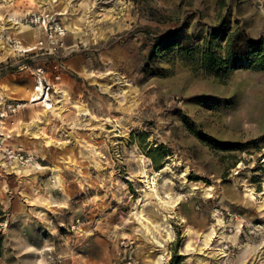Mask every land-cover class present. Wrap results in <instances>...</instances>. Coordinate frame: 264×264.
Segmentation results:
<instances>
[{
	"label": "rangeland",
	"instance_id": "374dc122",
	"mask_svg": "<svg viewBox=\"0 0 264 264\" xmlns=\"http://www.w3.org/2000/svg\"><path fill=\"white\" fill-rule=\"evenodd\" d=\"M63 1L0 8V264H262L264 207L239 183L264 190V67L209 72L202 56L212 42L225 58L234 32L264 44V0H105L114 18L86 44L59 28L85 31L89 0ZM142 157L169 165L156 189L180 197L175 217Z\"/></svg>",
	"mask_w": 264,
	"mask_h": 264
},
{
	"label": "bare ground",
	"instance_id": "6f19581e",
	"mask_svg": "<svg viewBox=\"0 0 264 264\" xmlns=\"http://www.w3.org/2000/svg\"><path fill=\"white\" fill-rule=\"evenodd\" d=\"M71 1H73V0H64L63 2H61L60 3L61 9L66 8L67 4L71 3ZM10 2H11V0H0V8L7 6ZM31 2L38 5L39 8L46 9V12H45L46 16H50L49 13L52 12L53 3L57 2V0H55V1H52V0H31ZM104 3H106L105 0H89V3H88V6H89L88 10L89 11L88 10L86 11V19H87V23H88V28L85 31L79 27L74 26V24L71 22V20L66 17L65 22H66L67 28H65V29L62 27L59 28L61 37L66 36L67 32H65V30H69L72 33V36L75 40H78V38L81 39V41H78V43L79 42H82L84 44L88 43L89 42L88 37L90 36L91 32L96 31L99 23H101L104 20L114 18V14H112L109 17L104 16L103 18H101L100 11L105 9L104 7H102V4H104ZM121 4L122 3L119 0H114V8L112 9V12H114L115 14L120 13V11L123 10V7H121ZM30 10H32L33 13L36 11L35 9H30ZM116 11H118V12H116ZM65 13L66 12H59L58 15H64ZM43 26H44V28H49L47 20H45ZM36 31L37 30H35L31 27L20 26L19 34L22 37H24V39L26 41H31L33 39ZM0 33H1V31H0ZM64 44H65V42H64ZM3 48H4V46L0 49V51L3 50ZM121 80L125 81L122 76H115V77H113L112 82H115V81L120 82ZM104 86H105L106 91L110 90V87L108 86L107 83H105ZM57 93H59L60 96H65V94H62L63 91L57 90ZM33 97H34V100H40V101L44 102V104L47 106V109L50 108V106H49L50 104L48 102L49 101V93L47 92L46 88L44 87V85L42 83H39L35 87L34 92H33ZM75 107L79 110V112L89 114V109L84 104H76ZM57 110L59 113H63L64 108L62 106H59V107H57ZM46 113H47V110L45 111V114ZM25 126L27 128L32 127L36 130L39 129V126L35 125V123H33V122H30V123L26 124ZM45 138H46L47 143H52V144L57 145V146H65L66 145V143H59L57 140H55L53 138H50L47 136ZM141 162H142V165H141L140 175L146 181L148 189H150L151 195L160 201L161 206L165 207L166 209H168L170 211V215H168L167 217H175L173 214L178 215V212L176 210L179 207V205L181 204L180 197L177 199H174L172 194L169 192H167L164 196H162L160 194V192L156 189L157 177H160L163 173L168 171L169 165L162 168L160 171H154L151 174L150 170L145 165V159H143V157L141 158ZM241 180H242V182L239 183V185H240V187L243 188L245 195L247 197H249L251 200L257 201L259 203V206L263 208L264 207V190L262 192H257L256 189L253 186H251V184H248L245 179H241ZM195 189H196V186L193 185L191 191L194 192ZM205 194H207V195H209V197H211L212 196L211 189L210 188L206 189ZM142 201L143 200H138V203L140 202L139 204H141ZM144 205H142V206H144ZM140 212H142V211H140ZM184 221H185V219H184ZM221 223H222V221H221V219H219L218 224H221ZM191 232H192V229L188 228L187 233L191 234ZM216 235L217 234L215 231V227H213L209 231L201 232V237L204 238L206 245H209L214 240ZM189 246H190V241H188V243H187V247H189ZM258 257H259V260L262 261L261 263L264 264V246L260 249ZM152 261H154V260H151V262ZM202 262L203 261H200L199 264H202ZM158 264H162V262L159 261Z\"/></svg>",
	"mask_w": 264,
	"mask_h": 264
},
{
	"label": "trees",
	"instance_id": "16d2710c",
	"mask_svg": "<svg viewBox=\"0 0 264 264\" xmlns=\"http://www.w3.org/2000/svg\"><path fill=\"white\" fill-rule=\"evenodd\" d=\"M203 65L209 72L226 68L227 73L230 70L239 68L243 64H255L258 68L264 67V44L263 42L251 43L241 36L239 32L230 35L227 43V55L222 58L216 51L212 42L206 43L203 52Z\"/></svg>",
	"mask_w": 264,
	"mask_h": 264
}]
</instances>
